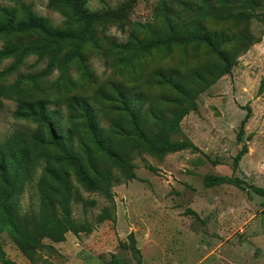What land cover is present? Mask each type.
<instances>
[{
  "label": "rangeland",
  "instance_id": "rangeland-1",
  "mask_svg": "<svg viewBox=\"0 0 264 264\" xmlns=\"http://www.w3.org/2000/svg\"><path fill=\"white\" fill-rule=\"evenodd\" d=\"M126 1L82 0L99 13ZM4 9L62 31L84 28L65 0H0V19ZM183 34L200 39L142 50ZM73 48L36 32L0 36V148L28 150L27 160L6 165L9 176L17 173L8 200L0 177V220L7 212L34 231L44 216L67 211L78 227L60 242L41 239L32 259L2 228L9 264H110L112 255L120 264H264V198L249 188L264 190V0H136L124 18L93 24L80 59L63 64ZM38 101L44 119L25 113ZM87 108L116 157L95 145ZM47 124L70 130L91 178L110 175L111 199L78 181ZM165 138L195 149L155 151ZM242 144L247 154L234 168ZM208 175L236 177L243 189L206 187Z\"/></svg>",
  "mask_w": 264,
  "mask_h": 264
},
{
  "label": "trees",
  "instance_id": "trees-1",
  "mask_svg": "<svg viewBox=\"0 0 264 264\" xmlns=\"http://www.w3.org/2000/svg\"><path fill=\"white\" fill-rule=\"evenodd\" d=\"M251 2V1H250ZM65 3L72 9L73 13L78 17L79 21L84 24V28L80 33H74L72 31H62L58 29H54L50 27L47 21L43 17L36 16L32 13H27L23 19L17 20L16 14L13 10L4 9L2 10V19H0V36L17 34L22 35L30 32H36L41 35L44 39L49 41L56 42H74V48L67 53L62 63L68 64L69 62L80 59L81 50L86 42L89 40V30L91 26L97 22L103 21L107 18L111 19H121L124 18L131 8L135 5L136 0H127L122 3L117 9L110 10L108 12H90L88 11L84 5L82 0H65ZM253 3H251L252 5ZM253 9V8H251ZM252 14H244L241 12L240 16H248L251 17ZM200 36L194 34H183V35H172L167 39H153L147 41L142 48L143 51H147L149 49L155 48L159 45H168L170 43L173 44H187L191 42L198 41ZM43 52V48H41ZM55 54H52L54 57ZM20 57L17 59V63L20 62ZM194 110V108H193ZM27 115L38 117L44 119L45 116V108L44 102L38 101L26 106ZM188 111H185L184 114H187ZM85 119L90 130V134L93 135L95 139V145L107 153L111 157H116L115 154H112L109 150V143L107 146H104L101 140L98 138V126L95 123L94 115L87 108L84 109ZM249 110L247 115L243 118L240 123L239 132L237 133L236 139L237 142H241V138L244 135L243 127L247 120L249 119ZM180 117L172 122L171 131L178 129V121ZM48 125V124H47ZM139 120L137 118L133 119V128L136 133H138L142 139H144L143 132L140 128ZM49 128V125H48ZM50 129V142L59 148L62 152L63 159L67 163L69 167H71L80 183H82L85 187L97 190L102 192L107 198L111 199L112 193L110 191V182L111 177L109 174H104L102 177H99V180H95L91 178L81 160V158L72 151L71 148V136L70 130H66V133H62L58 131V128L55 131ZM186 148L195 149V146L191 142L182 141V142H170L166 138L159 140L157 146L153 149L155 151L160 152H174L181 151ZM247 153V147L245 144H242L241 149L236 154L234 158V168L238 166V162L240 159ZM28 158V150L24 146H20L17 144H5L0 148V177L1 181L7 185V193H5V199L8 200L11 198L15 187L17 186L16 176L11 177L6 172V165H17L19 161H25ZM203 184L206 187H218L222 185H231L236 188L243 189L244 183L232 176L226 175H208L203 179ZM249 188L256 194L262 196L264 198V190L257 188L255 186H249ZM6 219L0 220V230L2 228H8L10 232H12L17 240L19 241V245L23 251V253L29 257L33 258V255L36 253L37 249H42L45 246L41 245L40 241L43 238H49L52 241L60 242L63 240L64 234L67 231L72 232L73 234L78 233V227L75 221L70 217L67 211L64 212V216L56 217L46 215L42 218L40 225L34 230L29 231L20 224L15 222L12 216L8 215L6 212ZM136 249L135 247H133ZM0 260L9 264L10 262L5 259V254L1 248L0 244ZM32 261V260H31ZM110 264H120L118 258L115 255H112Z\"/></svg>",
  "mask_w": 264,
  "mask_h": 264
},
{
  "label": "crops",
  "instance_id": "crops-1",
  "mask_svg": "<svg viewBox=\"0 0 264 264\" xmlns=\"http://www.w3.org/2000/svg\"><path fill=\"white\" fill-rule=\"evenodd\" d=\"M247 154V153H246Z\"/></svg>",
  "mask_w": 264,
  "mask_h": 264
}]
</instances>
